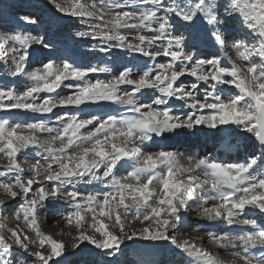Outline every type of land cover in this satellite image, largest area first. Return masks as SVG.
<instances>
[{
    "label": "snow or ice",
    "instance_id": "1",
    "mask_svg": "<svg viewBox=\"0 0 264 264\" xmlns=\"http://www.w3.org/2000/svg\"><path fill=\"white\" fill-rule=\"evenodd\" d=\"M49 4L99 53L144 60L85 65L44 35L0 30V264H64L85 243L118 257L133 240L166 242L189 264H264V0ZM198 26L215 51L185 34ZM34 46L49 50L38 67ZM229 127L254 139L247 158L172 143ZM52 209L55 234L42 227Z\"/></svg>",
    "mask_w": 264,
    "mask_h": 264
},
{
    "label": "rangeland",
    "instance_id": "2",
    "mask_svg": "<svg viewBox=\"0 0 264 264\" xmlns=\"http://www.w3.org/2000/svg\"><path fill=\"white\" fill-rule=\"evenodd\" d=\"M172 2V0H166V3ZM178 2H184V0H178ZM220 3H223L224 0H219ZM31 12H36L37 14L34 16L32 15ZM44 17L49 23H54L56 24H62L64 29L59 30L56 32L59 36H62L63 39H67L68 45L72 47H76L84 53L86 57H88V62L90 64L96 63L97 58L103 57V53H99L98 51L95 50L96 48V42L95 41H82L79 40L78 38L74 37V33L77 30H81L83 28V24L81 23H71L69 21V18L62 17L58 13L55 12V10L52 8V6L49 4V0H0V30H13L14 27H9V25L14 24L16 21V29L19 30L21 25L26 26L28 30L25 32H32L34 35L39 34V35H44L43 31L35 32L38 28V22L37 24H28L25 23L24 20L22 19L23 17H30L32 19L37 20V17ZM38 21V20H37ZM20 23V24H18ZM234 27L236 28V22H233ZM203 27V26H200ZM25 30V27H23L22 31ZM38 31V30H37ZM186 33H188L187 30H185ZM46 36V35H44ZM47 37V36H46ZM34 51L38 54H43L44 56L46 55V52L49 50H41L40 46H34ZM117 54H124V56H127L128 54H125L124 52L120 50H116ZM2 67V65H0ZM32 66H40V64H35L31 63L30 67ZM122 67V66H121ZM121 67H115L113 68L114 71H118L121 69ZM2 70L4 71L3 67ZM13 79V78H8ZM17 79V78H15ZM23 114V113H22ZM27 115V114H25ZM205 132H210L205 130ZM216 136L220 137V132L219 130L216 131ZM237 134H244L245 136L249 137L250 134L244 133L240 131L239 129H235L234 131ZM201 135V134H200ZM205 135V134H204ZM211 135V133H209ZM214 135V134H213ZM199 136H191L187 139L181 138L179 143L180 145L177 146L179 150L184 153V148L182 146H186L185 149L192 147L196 142L198 141ZM251 138V137H250ZM177 142V141H176ZM182 142V143H181ZM174 143V142H172ZM175 144V143H174ZM213 145H209V148H212ZM205 149H208V147ZM172 150V149H169ZM254 145H251L249 148L250 152L255 151ZM185 155L190 154V153H184ZM202 158V157H201ZM55 214V209H52L49 211L46 215L42 216V219L45 221V223L42 224L44 230L46 232H50L55 234L58 232L59 226H53V217ZM4 223L6 224L7 227H12L15 224V221L12 220L11 218H5ZM61 221V225H62ZM203 223V222H202ZM188 228L185 227L187 232H191L192 228L189 224H187ZM211 225H208L210 227ZM139 227V225H137ZM197 228L200 229V231H204L202 229L201 225H197ZM221 227H226L224 225H221ZM65 233L68 232V229H64ZM185 232H180L178 235L179 239H183L185 236ZM56 239H62L66 243H70V239L65 234L64 236H55ZM172 247L174 249H172ZM165 250L168 252L166 253ZM178 250L175 248V246L170 245L168 243H164L161 245H154L149 242L145 241H139V240H133L130 242L125 243V245L122 246V254L119 255L118 257H109L104 254L99 249H96L94 246L89 245L87 243L81 245L79 249H72L68 248L67 252L64 257L61 259L64 260V264H132V258L134 253L141 254L147 258L151 256H162V258H165L166 260H172L171 258H168V254L176 253ZM81 252H84L85 254H81ZM163 252V253H162ZM176 254H180L181 257L179 261H174V264H179L182 261V264H185V260H183L184 253L178 252ZM188 257V256H187ZM189 258V257H188ZM187 258V259H188ZM167 264V263H166ZM173 264V263H172Z\"/></svg>",
    "mask_w": 264,
    "mask_h": 264
},
{
    "label": "bare ground",
    "instance_id": "3",
    "mask_svg": "<svg viewBox=\"0 0 264 264\" xmlns=\"http://www.w3.org/2000/svg\"><path fill=\"white\" fill-rule=\"evenodd\" d=\"M38 21H45L44 20V17H42V16H41V18L39 17ZM18 24H20V23H18ZM12 25L14 27L13 30H15L16 27H17L16 26V21ZM48 25H51V27L46 28V33H49L48 30H50V33H56L57 31L62 30V28H63V25L62 24H56V23H54V25H52V23H49L48 22ZM23 27H25V30L24 31L28 30V28H26V26H24V25H21L19 30L22 31ZM189 31L191 32V36H192V39H193V43L197 44V46H202L203 44H201V43L202 42H205L207 44V46H209L213 51H215V49L211 46V42L204 35V29H203V27L198 26V27H195V28L190 29ZM50 35L54 36L53 34H50ZM50 35H48V36H50ZM197 39H199L200 41L198 42ZM32 55H35L33 60H35V62L37 64H40L39 62L40 61H43L45 59V56L43 54H38L35 51L33 52ZM123 62H124V58L123 57H120V55H119V56H115V59H112V60H104V61L99 60L98 61V64H100L101 66H103L104 63H107L112 68V67H121V65L123 64ZM0 80H3L2 74H0ZM17 80H18L17 81L18 87H21V86H23L24 83H26V80L24 78H17ZM232 129L235 131L234 128H232ZM207 131H209V130H207ZM209 133H211V135H209ZM216 133L217 132H215L214 135H213L212 132H207V133L206 132H203V133H201V135L199 134L198 135L199 136L198 137V141L196 142V144H194L192 147H190V150H189V148L185 149L186 146H184V145L182 146V148H184L183 149L184 150V153L187 152V153L192 154L196 149H199L201 152H203L204 149H205V147L206 148L207 147L209 148V145H213L212 146L213 149L215 147H218V145L221 144V135H220V137H218V136H216ZM220 134H221V130H220ZM235 135L243 136V134H237V133ZM249 137H251V136H249ZM246 139L248 141H250V142H254L255 143V141H254V139L252 137H251L252 140H250V138H246ZM173 142L176 144V147L180 145L179 142H176V141H173ZM186 225H185V227L188 228V226H186ZM209 228H210V230H216L212 226H210ZM169 247H170V244H169ZM172 249H174V248L172 247ZM165 252L168 253L166 250H165ZM178 252H180V251L178 250L176 253H178ZM176 253L168 254V256H169L168 258H171L173 261L170 260V259L169 260H166V261L165 260H161L163 258H162V256H159V255L151 256L149 258L146 257V259H145V256H143V255H137V254L136 255L134 254L133 260H136L137 258H138V260L139 259H145L144 263H150V264H157L159 262H161L162 264H165V263L168 262L167 264H170L171 261H172V263L174 264V261H179V259L181 257L180 254H176ZM81 254L83 255L85 253L84 252H81ZM184 256H186V257L183 258V260H185V264H189L190 258H188L186 254H184ZM179 264H182V261Z\"/></svg>",
    "mask_w": 264,
    "mask_h": 264
}]
</instances>
